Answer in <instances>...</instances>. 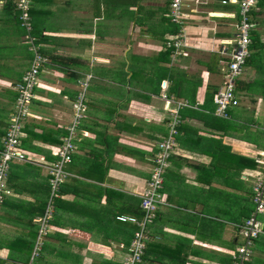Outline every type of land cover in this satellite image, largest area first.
Returning a JSON list of instances; mask_svg holds the SVG:
<instances>
[{
  "label": "crops",
  "instance_id": "crops-1",
  "mask_svg": "<svg viewBox=\"0 0 264 264\" xmlns=\"http://www.w3.org/2000/svg\"><path fill=\"white\" fill-rule=\"evenodd\" d=\"M6 1L0 0V149L13 87L30 70L34 49L46 62L20 145L29 161L11 163L10 194L0 206V264H122L137 227L117 217L140 209L156 145L168 135L169 110L178 102L186 106L141 264H234L240 227L255 210L253 189L264 177L257 161L264 153V0L228 117L216 114L213 99L239 18L235 4L185 0L187 18L178 24L170 20L171 0H31L26 45L14 0L8 10ZM174 36L184 38L181 53L166 45ZM81 92L86 110L72 160L50 199L47 165L57 159ZM49 206L48 231L34 255ZM258 219L263 233L249 264H264V212Z\"/></svg>",
  "mask_w": 264,
  "mask_h": 264
},
{
  "label": "built area",
  "instance_id": "built-area-1",
  "mask_svg": "<svg viewBox=\"0 0 264 264\" xmlns=\"http://www.w3.org/2000/svg\"><path fill=\"white\" fill-rule=\"evenodd\" d=\"M259 0H222V4L232 3L238 7V21L235 24V34L233 42L230 44L225 69L223 70V82L214 95V103L216 106V114L220 117H228V110L238 105L236 96L237 81L244 75L246 62L250 57L252 44L251 34L256 23L248 20L249 13L256 9ZM14 7L18 11V19L26 33V39L32 40L30 32L32 23L30 18L31 0H14ZM189 5L185 0L170 1V20L174 23L182 24L187 18L185 9ZM32 41H30L31 43ZM167 47H173L177 52L185 46L182 36L170 37L166 43ZM34 59L30 70L22 77L21 82L17 83L13 88L16 91L13 113L11 115L9 125L2 139V147L0 149V206L4 203L5 198L10 194L7 189L6 182L9 174L10 165L14 161H29V156L20 149L21 140L24 137L23 129L26 119L29 117V105L34 98V89L38 85V76L42 65L46 59L34 49ZM226 54V53H225ZM85 91L87 83H82ZM167 106L169 99L163 95ZM186 106L184 103H176L169 110L170 120L168 122V135L157 143L158 152L154 158V167L150 180L146 184V190L141 197L140 209L143 212L142 218L138 220L134 216H119L118 221L123 223H131L136 225L127 255L124 257L122 264H141L145 251L147 240L146 225L154 218L156 208L160 204V191L164 182V174L169 165V159L172 150L175 148L174 137L177 134V128L180 124L179 109ZM86 108L84 105V92L79 93L75 104L73 105V115L70 125L66 128L67 134L62 144L56 149V161L48 164L47 169L50 175L49 185L52 192L50 199L56 197V191L66 177L64 171L65 165L72 160V154L75 149L76 130L79 121L83 117ZM258 163L264 168V153L260 155ZM254 191V212L244 220L239 230L241 236V244L236 247L233 254L234 264H249L253 252L255 240L263 233L262 223L258 219V215L264 212V177L257 180L253 189ZM50 217V206L44 213L40 228L39 237L34 249V255L37 254L40 246V238L48 231V218Z\"/></svg>",
  "mask_w": 264,
  "mask_h": 264
},
{
  "label": "trees",
  "instance_id": "trees-1",
  "mask_svg": "<svg viewBox=\"0 0 264 264\" xmlns=\"http://www.w3.org/2000/svg\"><path fill=\"white\" fill-rule=\"evenodd\" d=\"M12 3H11V0H7L6 1V9L8 10V9H11L12 8ZM15 9V8H14ZM10 12H12V10L10 11ZM255 15H256V13H255V9L251 12V13H249V16H248V20L251 22H253V20L255 19ZM17 17V16H16ZM254 30V29H253ZM253 32V31H252ZM251 37H252V34H251ZM250 49H251V47H250ZM45 58V57H44ZM249 59V58H248ZM248 63V60H247V62H246V64ZM236 88H237V86H236ZM25 130L29 133V125L27 124V126H25ZM142 211H141V209H138V208H134L132 211H131V215H133V216H136V217H141L142 216Z\"/></svg>",
  "mask_w": 264,
  "mask_h": 264
},
{
  "label": "rangeland",
  "instance_id": "rangeland-1",
  "mask_svg": "<svg viewBox=\"0 0 264 264\" xmlns=\"http://www.w3.org/2000/svg\"><path fill=\"white\" fill-rule=\"evenodd\" d=\"M24 41H25L24 43H25L26 45H29L28 40H27V42H26V39H25ZM2 43H3V42H2ZM42 238H43V237H42Z\"/></svg>",
  "mask_w": 264,
  "mask_h": 264
},
{
  "label": "bare ground",
  "instance_id": "bare-ground-1",
  "mask_svg": "<svg viewBox=\"0 0 264 264\" xmlns=\"http://www.w3.org/2000/svg\"><path fill=\"white\" fill-rule=\"evenodd\" d=\"M245 72H246V70H245Z\"/></svg>",
  "mask_w": 264,
  "mask_h": 264
}]
</instances>
